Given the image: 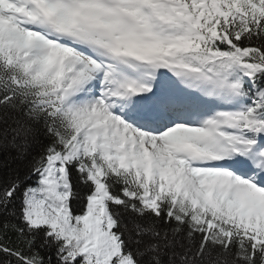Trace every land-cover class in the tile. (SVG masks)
Listing matches in <instances>:
<instances>
[{"label":"snow or ice","instance_id":"snow-or-ice-1","mask_svg":"<svg viewBox=\"0 0 264 264\" xmlns=\"http://www.w3.org/2000/svg\"><path fill=\"white\" fill-rule=\"evenodd\" d=\"M0 264H264V0H0Z\"/></svg>","mask_w":264,"mask_h":264}]
</instances>
